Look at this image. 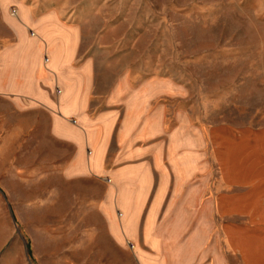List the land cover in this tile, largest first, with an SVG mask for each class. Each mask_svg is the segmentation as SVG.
<instances>
[{"label":"rangeland","instance_id":"obj_1","mask_svg":"<svg viewBox=\"0 0 264 264\" xmlns=\"http://www.w3.org/2000/svg\"><path fill=\"white\" fill-rule=\"evenodd\" d=\"M21 31L28 43L48 44L63 58L64 50H74L71 65L78 80L90 78L94 114L121 113L127 104L132 124L140 105L145 128L121 143L129 153L123 171L131 186L150 189L143 217L163 220L162 235L175 240L161 245L164 260L152 264H264V188L219 197L232 191L220 189L214 160L223 177L251 180V132L225 138L218 132L264 128V0H0V72L7 70L2 62L23 56ZM47 56L39 79L49 77L58 97ZM37 136L24 137L21 155L43 154ZM259 144L263 151L264 141ZM6 182L3 252L16 246L25 264L32 262V247L42 251L44 236H61L58 224L66 219L68 241L77 235L83 264H139L137 246L113 241L106 229L108 178L68 185L61 194L57 180H24L12 188ZM75 203L82 204L77 212ZM6 205L13 206V223ZM117 210L120 224L125 210ZM156 247L144 246L151 253Z\"/></svg>","mask_w":264,"mask_h":264},{"label":"crops","instance_id":"obj_2","mask_svg":"<svg viewBox=\"0 0 264 264\" xmlns=\"http://www.w3.org/2000/svg\"><path fill=\"white\" fill-rule=\"evenodd\" d=\"M20 34L24 41L20 46L23 56L16 57L10 63L2 62L1 64V67L7 70L0 72V193L3 194L6 186L3 181H7L6 183L12 188L14 184L18 185L24 180H57L59 194H61L68 185L81 186L83 181L96 182V179L104 182L108 178V182H104L109 186L106 193L108 199L103 205V210L108 213L106 229L112 240H117L119 244L128 240L133 245V249L136 245L139 264H152V259L164 260L161 245L175 243V240L171 236L162 235L163 224H165L163 220H154L152 215L148 219L143 217L142 213L145 210L144 205L150 195V189L131 186L129 181L132 178L125 174L122 166V162L129 153L121 143H124V139L132 130L137 129L143 132L145 128V125L141 124L140 105L132 124L130 116L132 109L126 107L127 104H124L121 113L107 108L94 114L91 110L93 98L90 78L78 80L71 65L74 50L71 48L69 51L64 50L63 58L58 56V50H51L48 44L46 48L35 40L32 41L33 43H28L29 39L25 32L21 31ZM44 53L53 59L51 70L60 88L58 97H55L52 92L49 77L41 76L42 79H39ZM19 68H26V71L20 73ZM244 131L251 132V180L238 181L236 175L223 177L215 155L214 160L219 171V187L223 190L229 188L232 191L230 195L220 193L219 197L241 196L252 187L257 189L255 193L258 195L259 189L264 188V158L261 164L259 162L260 154L264 157V148L260 151L259 144L260 140L264 141V134L260 139V131L264 133V128L257 130L224 128L218 132V138H225L227 135L238 137ZM40 134L44 139L43 154L21 155L20 147L23 146L21 142L24 137L27 135L35 137ZM52 146L58 148L57 152L55 149L52 151ZM121 147L123 149L120 150ZM110 154L113 155L112 166L105 169L104 164ZM236 154L239 152L237 151ZM234 164L239 165L237 159ZM228 178L237 179V181H228L226 180ZM260 202L264 215V196L260 198ZM78 206L82 204L75 203L71 210L77 212ZM118 206L125 210V218L120 224L113 216L114 210L118 211ZM5 208L10 222L13 223V206L6 205ZM2 212L3 206L0 204V264H25L23 257L15 250L16 246L12 245L3 252L8 244L6 242L8 238L4 240L1 231ZM218 214L238 216L244 213L218 211ZM247 214V217H250V214ZM69 224L66 219H61L58 224L62 232L61 236L57 238H51L50 235L44 236L42 251H37L33 243L30 250L32 262L28 261L26 264H83L82 255L76 246L77 235L75 234L68 241L65 229L72 226L71 223ZM9 226L10 224L7 223L6 228ZM48 226L51 227V224ZM73 226H77L76 220ZM147 245L158 247L154 253H151L144 248Z\"/></svg>","mask_w":264,"mask_h":264}]
</instances>
